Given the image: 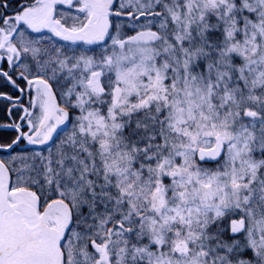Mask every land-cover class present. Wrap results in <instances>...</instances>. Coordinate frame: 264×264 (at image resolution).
Listing matches in <instances>:
<instances>
[{
  "label": "snow or ice",
  "instance_id": "snow-or-ice-1",
  "mask_svg": "<svg viewBox=\"0 0 264 264\" xmlns=\"http://www.w3.org/2000/svg\"><path fill=\"white\" fill-rule=\"evenodd\" d=\"M0 264H264V0H0Z\"/></svg>",
  "mask_w": 264,
  "mask_h": 264
}]
</instances>
